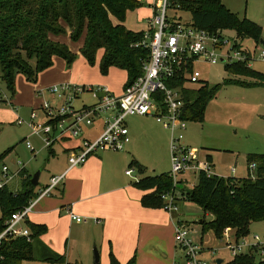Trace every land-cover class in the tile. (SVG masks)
<instances>
[{
  "label": "trees",
  "instance_id": "16d2710c",
  "mask_svg": "<svg viewBox=\"0 0 264 264\" xmlns=\"http://www.w3.org/2000/svg\"><path fill=\"white\" fill-rule=\"evenodd\" d=\"M171 3L176 9L190 12L191 24L200 29L211 33L231 30L241 40L252 37L257 43H263L261 27L250 20L238 19L221 0H171ZM141 6L138 0H0V79L15 94L18 74L36 82L40 73L53 66L54 57L64 59L69 69L76 56L65 44L54 41L51 36H65L70 32L73 42L85 36L81 54L91 66L96 64L99 51L103 52L99 63L103 76L116 68L127 73L125 87L133 84L142 76L150 52L141 45L143 32L129 30L125 22L128 12ZM32 60L35 61L34 68L30 63ZM245 66L231 64L227 65V69L234 74L245 71ZM250 74L257 75L254 72ZM217 91L218 88L208 89L207 86L186 90L183 119L204 122L207 103ZM49 149L50 155H53L51 147ZM5 156L6 153L0 156V163ZM205 157L212 164V155ZM247 162L248 177L240 179L238 184L233 183L235 178L209 177L200 172L198 184L192 192L175 187L170 172L148 174L147 167L135 157H132L129 168L141 176L133 182V186L141 191H150L141 200L144 208L163 209L164 195L181 190V200L195 203L206 215L212 216L211 222L203 220L201 223L203 235L213 232L218 240H222L225 232L231 229L236 240L240 241L248 238L252 224L264 222V154H249ZM252 164L256 165L254 177L250 170ZM22 176L23 189L17 196L8 189L0 191V231L4 221L13 212L27 206L34 197L32 176L26 170ZM30 228L34 241L17 239L4 243L0 250V264H22L24 261L65 264L63 256L45 250L40 244L39 238L47 233V227L30 224ZM109 264H121L112 252ZM126 264H136V257ZM228 264H264V256L251 250L238 253Z\"/></svg>",
  "mask_w": 264,
  "mask_h": 264
},
{
  "label": "rangeland",
  "instance_id": "374dc122",
  "mask_svg": "<svg viewBox=\"0 0 264 264\" xmlns=\"http://www.w3.org/2000/svg\"><path fill=\"white\" fill-rule=\"evenodd\" d=\"M221 2L238 19H247L260 26L261 38L264 41V0H221ZM141 4L140 8L129 11L126 18L125 26L134 32H142L145 29L146 21L152 13L147 3ZM168 17L181 23H192L190 12L176 8L169 10ZM222 32L224 39L229 41L225 50L234 46V42L239 43L242 50L251 55L250 66L246 65V70L243 72L232 74L222 63L198 64L197 69L202 74L201 86H207L208 89L218 88V91L207 103L204 122H187V129L180 134L184 135L186 143L201 152L202 160H205L206 154L212 155L214 158V163L210 164L212 174L224 178H235L233 183L238 184L240 179L247 178L249 174L247 156L264 154V85L260 84V82L264 83V78L261 79L264 77V59L261 58L264 44L261 41L257 43L252 37L241 40L231 30ZM65 36H70V32H67ZM65 45L76 56L69 68L74 70L75 77L80 75L88 81L111 82L121 87L122 70L113 68L107 75L109 78L107 79V76L101 74L98 62L91 66L82 56L81 40L73 42L70 38ZM30 63L34 68L35 61L32 60ZM66 69H68L67 64ZM249 72H254L258 76ZM229 81L232 82L229 83ZM39 83L40 85L50 84L52 77H44L41 80L38 76L37 81L34 82L29 81L23 74H18L15 94H12L6 83L0 79V156L6 153L0 165L7 164L14 167L13 164L20 161L32 177L40 171V185L35 187L38 193L49 185L53 176L63 173L67 167L65 153L61 149L64 143L56 144L53 147L56 154L50 155V149L46 147L43 136L33 132L32 110L40 108L46 101L53 102V96L45 90L42 93L37 92ZM194 87L196 86H191V89L193 90ZM93 103L94 99L89 92L81 94L80 98L73 102L76 108ZM18 121L22 122L21 125ZM126 123L131 135L136 134L137 140L134 144L128 145V148L126 146L124 151H120L121 154L133 153L135 158L138 161L141 160L147 167L150 175L169 173L172 169L171 132L152 116H130L126 119ZM28 142L32 149L27 147ZM251 174L253 177L256 176V170H251ZM134 176L138 178L140 175L136 172ZM180 176L185 181V191L192 192L198 184L199 173H186ZM131 179L133 182L137 181L133 177ZM23 181V176L16 177L9 185L10 190L17 188L21 192ZM182 196L183 192L177 190L176 197L181 199ZM178 205L181 206V218L189 225L190 238L195 243L203 242L205 246L212 247L211 250L205 249L209 253L204 254L209 264H216L217 260H223L225 264H228L235 259L237 253L225 246V237L221 240V245L212 233L210 236L201 237L202 228L199 221L211 222L212 218L209 215H206L198 205L189 201H180ZM65 213H61V216H66ZM1 216L0 209V218ZM64 231L67 230L64 229ZM58 234L60 236V232ZM58 234H56L57 245L54 252L65 258V264H95V248L92 247L86 231L74 228L72 236L69 238L67 234L62 240L58 239ZM170 234L173 239L172 244L170 243L171 248L173 252H176L174 227ZM254 236H259L264 241V222H259L250 229L249 240ZM99 246L96 247V251L101 258ZM134 255L137 258L136 248ZM99 263L102 264V261L100 260ZM22 264L48 263L24 261ZM137 264L153 263L141 252Z\"/></svg>",
  "mask_w": 264,
  "mask_h": 264
},
{
  "label": "built area",
  "instance_id": "2783aa9c",
  "mask_svg": "<svg viewBox=\"0 0 264 264\" xmlns=\"http://www.w3.org/2000/svg\"><path fill=\"white\" fill-rule=\"evenodd\" d=\"M149 3L153 10L148 20V27L143 31L141 45L149 49V60L143 66V74L133 84L126 86L121 95H116L104 87H86L55 85L47 89L53 96V102L46 101L38 109H33L31 124L35 134L43 136L46 147L65 140L80 138L86 129L92 127L98 119L105 120L103 132L93 140L84 138L77 148L68 153L69 168L85 164L88 159L99 152H120L131 142L126 119L130 116H152L158 123L171 132L170 176L174 186L182 184L180 175L186 173L205 172L209 177L210 163L201 159V152L189 146L180 132L187 129V121L183 119L186 106L185 91L191 86L202 84V74L197 69L200 63H219L227 65H249L251 55L242 50L239 43L225 50L229 41L223 32L211 33L191 23H181L168 17L173 9L171 0H140ZM264 59V51L261 53ZM182 83V84H181ZM177 84V85H176ZM89 92L94 103L76 108L74 100L81 94ZM39 112L41 113L39 115ZM40 116V117H39ZM38 119H41L40 121ZM21 121L18 124L21 125ZM27 147L32 149L28 142ZM0 165V191L9 189V185L18 176H22L25 166L22 162ZM256 169L252 164L250 170ZM135 170L129 168L126 175L134 176ZM65 174L53 176L46 188L31 199L27 206L13 212L3 223L0 231V250L4 243L25 239L33 242V232L26 221L34 204L42 197L49 196L63 182ZM15 190V191H14ZM11 193L17 196L20 191ZM164 209L168 212L178 210L176 191L164 195ZM71 217L78 223L84 222L73 213ZM225 246L236 253L257 251L264 256V241L259 236L251 240L245 238L237 241L227 230L224 234ZM223 237V238H224ZM175 243L182 251V257L173 264H209L203 257L205 248L190 238L189 225L177 222L175 226ZM245 249V250H244ZM2 259L0 255V260Z\"/></svg>",
  "mask_w": 264,
  "mask_h": 264
},
{
  "label": "crops",
  "instance_id": "0c3cea01",
  "mask_svg": "<svg viewBox=\"0 0 264 264\" xmlns=\"http://www.w3.org/2000/svg\"><path fill=\"white\" fill-rule=\"evenodd\" d=\"M149 3L147 4L152 13L147 19L143 31L147 29L148 20L153 14ZM52 39L68 44L70 36H53ZM84 39L85 36L81 39L82 47ZM102 55L103 52L99 51L97 55L98 65ZM53 61V66L39 75L41 80L44 77H52V83H50L51 85H40L39 83L37 86V92L39 93H42L43 90L47 91L48 88L55 85L67 84L70 86L104 87L113 94L121 95L127 82V73L125 71H123V81L120 87L111 82L96 83L88 81L80 75L75 77L74 70L66 69V63L63 59L54 57ZM107 79H109L108 76ZM196 87H201V85H196ZM140 119L143 120L145 118ZM104 127L105 120L98 119L92 127L86 129L82 137L60 142L64 143L61 149L65 153L67 167L63 173L56 175L59 176L66 173L65 178L51 195L40 198L34 204L26 225L29 227L30 224L46 226L48 231L39 238V241L44 249L46 248L53 252L56 251V234L60 232V236L58 234L59 240H62L67 234L70 238L72 230L78 228L87 232V237L90 239L95 251L96 247L100 245L101 258L99 256V259L102 264L110 263L111 252L121 264H126L135 256H133L135 248L138 254L136 264L139 263L141 252H143L145 257H149L153 264H173V262L182 257V251L177 246L176 252L172 251L171 244L173 239L169 233H172L173 227L175 229L177 222L187 223V221L181 218V206L179 205L178 210L173 212H167L164 208L147 209L142 206L141 200L143 196L149 194L150 191L136 189L133 186L132 177L126 175L132 157H135L133 153L99 152L92 155L85 164L69 168L68 153L80 146L84 138L88 140L96 139L103 132ZM129 136L131 142L128 145H132L137 140L136 134L131 135L129 130ZM53 147H51V150H53L54 155L56 152ZM139 162L144 165L141 160ZM12 168H15V166ZM138 178H141V176H138ZM180 179L182 180L181 176ZM184 184L185 182H182L180 184L182 188L178 189L185 188ZM13 190H10L9 186L8 191L12 192ZM37 195L38 191L35 188L33 198ZM180 201L183 200L179 199L178 202ZM61 213H65L66 216L62 217ZM71 213L83 218L84 222L78 223L73 220ZM210 217L212 218V216ZM202 221L200 220L199 223H202ZM255 224L257 223L252 224L250 229ZM64 229L67 231L65 232ZM229 231L231 236L235 237V232L231 229ZM211 233L214 235L213 232H209L205 235L202 234L201 237L210 236ZM216 241H219V245H221V240L216 238ZM200 243L206 250L212 248L205 246L203 242ZM206 250L203 253V257L204 254L209 253ZM95 264H97L96 258Z\"/></svg>",
  "mask_w": 264,
  "mask_h": 264
},
{
  "label": "water",
  "instance_id": "95a60500",
  "mask_svg": "<svg viewBox=\"0 0 264 264\" xmlns=\"http://www.w3.org/2000/svg\"><path fill=\"white\" fill-rule=\"evenodd\" d=\"M263 44H264V41H263ZM40 176H41V172L39 171L32 177L31 184L34 187H38L40 185V183H39ZM179 188H182V186L180 185ZM95 258H96V263H99L100 259H99V254L97 251H95ZM215 263L216 264H222L223 260H217Z\"/></svg>",
  "mask_w": 264,
  "mask_h": 264
}]
</instances>
